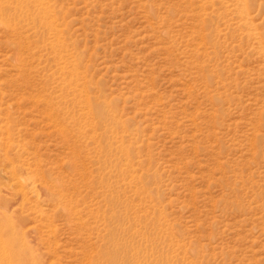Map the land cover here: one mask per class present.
Listing matches in <instances>:
<instances>
[{
    "label": "rangeland",
    "instance_id": "1",
    "mask_svg": "<svg viewBox=\"0 0 264 264\" xmlns=\"http://www.w3.org/2000/svg\"><path fill=\"white\" fill-rule=\"evenodd\" d=\"M17 2L0 264H264V0Z\"/></svg>",
    "mask_w": 264,
    "mask_h": 264
},
{
    "label": "bare ground",
    "instance_id": "2",
    "mask_svg": "<svg viewBox=\"0 0 264 264\" xmlns=\"http://www.w3.org/2000/svg\"><path fill=\"white\" fill-rule=\"evenodd\" d=\"M11 1V0H10ZM27 1H30V0H27ZM16 2H17V0H16ZM18 3V2H17ZM16 3V4H17ZM21 4V3H20ZM29 4V3H28ZM14 5V4H13ZM25 5H26V2H25V4L23 5L24 7H25ZM22 6V5H21ZM28 6V5H27ZM27 9H28V7H27ZM118 256L117 257H113V258H111V259H109V260H107L106 262H107V264H118ZM119 260H120V258H119Z\"/></svg>",
    "mask_w": 264,
    "mask_h": 264
}]
</instances>
